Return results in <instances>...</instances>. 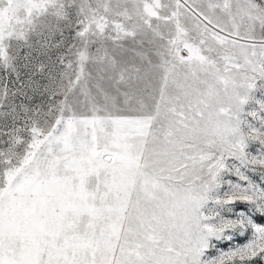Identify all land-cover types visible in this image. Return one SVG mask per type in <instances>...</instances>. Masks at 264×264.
Instances as JSON below:
<instances>
[{
  "label": "snow or ice",
  "instance_id": "1",
  "mask_svg": "<svg viewBox=\"0 0 264 264\" xmlns=\"http://www.w3.org/2000/svg\"><path fill=\"white\" fill-rule=\"evenodd\" d=\"M0 137V264L264 261V0H0Z\"/></svg>",
  "mask_w": 264,
  "mask_h": 264
},
{
  "label": "rangeland",
  "instance_id": "2",
  "mask_svg": "<svg viewBox=\"0 0 264 264\" xmlns=\"http://www.w3.org/2000/svg\"><path fill=\"white\" fill-rule=\"evenodd\" d=\"M18 126H22V125H18ZM6 139H7V137H0V149H3V148L6 147V145L4 143V141ZM231 178L233 180H235L234 176L231 177ZM236 207H237V209H242V208L245 207V205L244 204H237ZM249 238H250V236L247 237V238L237 237L231 242V244L225 242L220 247L222 248V250L228 251L229 248H232V247H235V246L242 245V244L246 243ZM254 264H264V261H261L259 258H257L256 261L254 262Z\"/></svg>",
  "mask_w": 264,
  "mask_h": 264
}]
</instances>
